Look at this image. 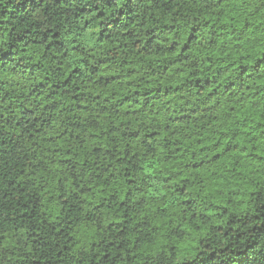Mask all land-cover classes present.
Instances as JSON below:
<instances>
[{
  "label": "trees",
  "instance_id": "1",
  "mask_svg": "<svg viewBox=\"0 0 264 264\" xmlns=\"http://www.w3.org/2000/svg\"><path fill=\"white\" fill-rule=\"evenodd\" d=\"M42 2L6 0L0 5V36L7 32L10 37L9 52L0 55L3 61L0 67L12 62L15 53L11 49L17 48L18 43L45 44L43 55L33 64V69L43 68L39 60L50 56L49 69L55 68L53 75L61 74L58 80L45 76L28 91L27 97L35 96L43 103L40 115H36L40 103L36 108L22 106L20 118L15 121L18 131L0 130V232L6 233L0 235V245L6 241L13 247L21 245L17 251L24 257L8 260L16 253L11 248H3L0 264L5 261L7 264H72L75 259L72 249L81 243L91 249L82 255L87 264H121L120 257L125 252L135 249L137 256L143 257L141 248L153 250L146 246L166 238L167 232L162 231L165 224H172L185 214L195 218L192 209L199 199L210 198L214 203L209 207L221 208L224 193L240 196L245 192L255 212L240 217L233 214L227 227L213 229L212 236L201 241L203 248L195 264H264V188L249 190L264 187V179H261L264 156L259 155L264 151L260 143L264 132L252 134L264 128L259 122L264 120V113L260 111L264 96L257 100L255 93L239 95L235 81H229L210 107L199 104L188 107L189 100L183 96L167 97L184 89L189 95L195 89L199 96L215 77L188 73L194 79L185 78L180 84L151 68L162 47L156 45L155 40L157 37L165 40L164 33L179 30L175 20L183 15L181 8L187 0H151L150 3L145 0H87L83 3L79 0L82 6L75 18L91 15V19L83 20L78 35L88 28L98 30L87 33L79 42L75 37L65 39L67 33L62 35L57 19L49 17L54 27L46 31L43 24L32 20ZM64 3L70 4L71 0ZM169 13L171 24L164 22L169 19ZM248 26L245 22V28ZM187 39L191 41L192 36ZM177 45L179 40H174L165 51L171 53ZM188 47L181 48L183 60L194 54L185 52ZM74 54H87L88 60L74 61L67 65L70 69L67 72L56 66H64ZM227 54L216 48L211 53H202L208 60ZM138 59L148 61L152 79H146L148 73L139 75L143 65L136 66ZM182 62L176 57L169 60L166 67H160L166 72L175 69L183 78L184 70L176 67ZM77 63L85 67H77ZM105 64L106 74L93 83V77ZM114 68L122 71L113 72ZM11 71L16 72V68ZM149 93L152 94L149 99L139 106L125 104L133 96L146 97ZM234 93L239 95V100ZM111 97L119 99L110 104ZM85 98L100 106L93 107ZM162 99L164 105L160 104ZM6 123L11 126V121ZM246 127L248 131H244ZM120 129L123 131H119V136L112 135ZM138 136L141 137L139 142L136 141ZM126 141L144 150L141 166L145 174L156 181V186L141 181L143 186L137 193L139 199L135 206L129 203L132 189L124 190L133 184L128 179L129 170L111 163L104 167L105 162L113 159L116 165L121 164L129 149ZM118 143H123L125 156L115 158ZM161 145L165 149L171 146L174 152L163 156L158 152ZM184 145L187 147H181ZM192 148L196 150L190 152ZM176 153L190 154L193 158L182 162L183 174L156 175V171H169L165 165ZM201 154L204 158L197 159ZM93 168L96 171L90 172ZM192 170L196 179L191 178ZM190 188L203 191L182 199ZM229 188L233 191L229 192ZM165 203L167 208L163 207ZM233 224L240 226L235 228ZM133 259L129 257V264ZM77 264H81V260H77Z\"/></svg>",
  "mask_w": 264,
  "mask_h": 264
},
{
  "label": "clouds",
  "instance_id": "2",
  "mask_svg": "<svg viewBox=\"0 0 264 264\" xmlns=\"http://www.w3.org/2000/svg\"><path fill=\"white\" fill-rule=\"evenodd\" d=\"M86 2L87 0H83V3ZM145 2L150 3L151 0H145ZM4 3H6V0H0V5ZM80 6L82 4L79 3V0H71L70 4H65L64 0H60V3H57L56 0H43L33 13L32 20L43 24V30L46 31L49 27H54L49 17L57 19L61 23L60 31L62 35L67 33L65 39L70 40L75 37L77 42H79L87 33L98 31L94 28H88L84 30V33L78 35L79 28L83 27V20L91 19V15L88 17H80L79 19L75 18ZM65 9H71V11L66 12ZM181 11L183 15L175 20V23L180 26L179 30L174 29L171 32L164 33L167 37L165 40H161L159 37L155 40V44L162 45V47L161 53L157 54L156 59L151 63V68L158 69L163 77H172L180 84L185 82V78L194 79V76H189L188 73L208 75L210 78L215 77V80L212 81L210 86H205V91L200 93L199 96L196 95L195 89L192 90L191 95H189L187 89H184L179 93H173V96L167 97V99H173V97L178 99L179 96H183L189 100L188 107L194 104L210 107L211 104L215 103L218 94L222 91L223 85L229 83V81H235L234 87L238 89L239 95L247 96L249 92L255 93V99L257 100L264 96V0H222L219 3L217 0H195V2L193 0H187L183 4ZM60 17L63 20H59L58 18ZM63 21L67 22L64 23ZM164 22L169 24L173 23L171 13H169V19ZM245 22L249 25L247 28H245ZM221 24L227 26L221 27ZM189 35L192 36L191 41L187 39ZM174 40H179V45L175 47V51L171 53L165 51ZM184 45H189L185 49L186 53L188 51L194 53L188 60H183L181 56V48ZM44 46L45 44L34 45L20 42L17 48L11 49V52L15 53L12 62L6 64L4 67H0V130L18 131L15 128V121L20 118L22 106L36 108V104L40 103V107L36 109V115H40L43 110V103L35 96L27 97L28 91L35 87L45 76H49L53 80L61 78V74L53 75L55 72L54 67L51 70L49 69L50 56L44 60H39V64L44 65L43 68L38 67L33 69V64H36L38 57L43 55ZM9 47L10 37L5 32L0 36V55L9 52ZM213 48L220 49L222 52L227 51L228 54L222 58L213 57L210 60L205 59L202 53L204 51L211 53ZM18 49H26V51L18 52ZM21 56L24 57V60L20 59ZM29 57H33V59H29ZM176 57H180L183 61L176 65V67L184 70L183 78L175 69L171 72H166L160 67L161 65L166 67L168 61L175 60ZM81 60H88L87 54L83 56L74 54L65 61L64 66H56L63 67L64 72H67L70 70L67 65ZM52 63L55 64L54 61ZM0 64H3V61H0ZM141 65H143V68L139 75L143 76L145 73H148L146 79H152L148 61H140L138 59L136 66L140 67ZM77 67L84 68L85 65L83 63H77ZM12 68H16V72L11 71ZM106 68L107 64L93 77V83L100 78V75L106 74L104 71ZM205 69H207V73H205ZM119 71H122V69H113V72ZM29 73H32V75L30 76ZM137 83H140V81H137ZM213 88L216 89V92L212 91ZM209 93L212 94L209 95ZM105 95H110V93L105 92ZM151 95L149 93V96L146 97L133 96L130 101H125V104L131 103L139 106L148 100ZM234 95L236 94L234 93ZM239 95H236L237 100H239ZM85 99L93 107L100 106L98 102H93L88 98ZM117 99L119 97H111L108 103L115 104ZM175 102L176 100L174 99L173 103ZM164 103L165 101L162 99L160 104L164 105ZM180 103H183V101H180ZM167 107H171V105H167ZM260 111L264 113V104L260 106ZM255 119H259V117ZM7 121H11V126L6 123ZM259 122L264 125V120H259ZM251 127L254 128L255 124H251ZM248 130L249 128L247 127L244 129V131ZM119 131H123V129L113 132L112 135L119 136ZM128 131L131 132L132 128L129 127ZM186 131L189 130L186 129ZM257 132H264V128L257 129L252 134L256 135ZM140 139L141 137H136L137 142ZM147 142L149 145L152 144L151 140ZM126 143H128L129 149L121 164L116 165L115 159H113L105 162L104 167H107L111 163L114 167L127 168L129 170L130 175L128 179L132 180L133 184L127 186L124 190L127 191V188L132 189L129 203L135 206V201L139 199L137 193L143 186L141 181L143 180L145 184L152 186H156V181L150 175H146L141 166L144 158L142 155L144 150L136 148L132 141H126ZM260 143L264 145V137L261 138ZM117 147L119 148V152L114 153V157H124L123 143H118ZM152 147H156V145H152ZM181 147H187V145ZM195 150V148H192L190 152ZM158 152L163 156H167L169 152H174V149L171 146L165 149L161 145L158 148ZM137 153H141V155H137ZM259 155L264 156V151H261ZM203 158V154L197 157V159ZM208 158L210 159V156ZM190 160H193L190 154L181 156L179 153H176L174 157L170 158V162L165 165L169 171H156L155 174L158 176L172 175L174 173L183 174L182 162H188ZM80 163L83 164V160ZM133 165L137 167L134 168ZM95 171V168L90 169V172ZM192 171L193 175L191 178L196 179L194 175L195 170ZM256 175L260 174L256 173ZM83 179H86V177ZM261 179H264V176ZM176 183L178 184L179 181H176ZM261 188L264 187L249 190L260 191ZM245 189H248L247 184H245ZM202 191V188H190L181 198L185 199L189 197L190 193H199ZM232 191L229 188V192ZM176 195L179 194L176 193ZM223 195L225 200L221 208L209 207V204L214 203L210 198L199 199L198 205L192 209L195 213V218L191 214H185V216L175 220L172 224H165L164 230L162 231L167 232L166 238L157 244L146 246V248L153 250L141 248L140 252L143 253V257L137 256L135 249L131 252H125L120 257L121 264H129V257L135 258L131 261V264H137V261H139V264H144L145 260L148 261V264H161V262L162 264H188V262L195 264L198 254L203 248L201 241L212 236L213 229L227 227L229 219L233 214L240 217L246 213L255 212L253 203L249 202L250 198L247 196V192L240 196L229 195L228 193H224ZM251 200L254 201V198H251ZM163 207L167 208L168 204L165 203ZM224 208H227L228 212H225ZM232 226L238 228L240 225L233 224ZM0 235H6V233L0 232ZM181 244L183 245L182 248L180 247ZM21 247V245L13 247L11 242L6 241L3 245H0V255H2L3 248H11L12 252L16 254L9 256L8 260L23 259L24 257L20 256L17 251ZM128 247H131V245H128ZM89 251L91 249L87 244H76L72 249V256L75 257L72 260V264H77V260H81V264H87V261L82 259V255ZM4 264H7V261Z\"/></svg>",
  "mask_w": 264,
  "mask_h": 264
}]
</instances>
